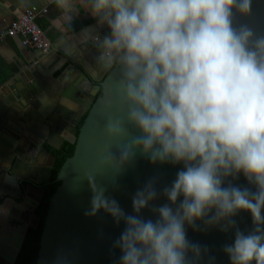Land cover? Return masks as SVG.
I'll list each match as a JSON object with an SVG mask.
<instances>
[{"label":"clouds","instance_id":"9594fccd","mask_svg":"<svg viewBox=\"0 0 264 264\" xmlns=\"http://www.w3.org/2000/svg\"><path fill=\"white\" fill-rule=\"evenodd\" d=\"M57 4L69 7L68 0ZM251 10L252 0H91L92 15L109 29L96 38L97 61L119 68L120 107L142 133L124 145L119 161L108 159L118 166L140 148L153 163L184 164L163 189L171 204L183 200L175 210L154 208L155 221L126 215L87 179L93 196L85 215L103 209L125 222L114 244L119 264H193L200 246L189 242L185 224L207 217L208 224L231 226L238 210L250 212L255 227L236 230L223 250L230 264H264V33L235 23L237 13ZM106 132L126 129L110 120ZM241 172L255 192L222 186ZM156 196L149 182L135 193L133 212Z\"/></svg>","mask_w":264,"mask_h":264},{"label":"water","instance_id":"95a60500","mask_svg":"<svg viewBox=\"0 0 264 264\" xmlns=\"http://www.w3.org/2000/svg\"><path fill=\"white\" fill-rule=\"evenodd\" d=\"M235 23L248 24L257 33H264V0H252L251 14L237 13ZM108 32L106 28L99 36L102 38ZM97 44L96 38H88L79 41L73 51L63 50L71 66L67 85L49 79L38 62L13 73L0 85L5 89L0 99V256L4 259L0 264H14L28 227H38L40 216L35 213V207L39 200L31 207L32 221L29 222L19 220L16 212L8 209L24 207V202H31L29 188L41 189L42 184L49 182L55 157L42 145L46 136H59L56 145L50 144L54 148L66 140L74 144V150L57 173L56 181L60 184L50 198L44 217L36 264H119L122 253L114 244L124 231L125 222L123 219L117 222L103 209L95 215H85L91 210L93 196L89 177L94 178L97 189H104V196L114 199L126 215H139L145 220L158 218L154 208L168 204L175 210L183 200L180 196L176 204H171L163 194L177 172L183 170V162L153 163L140 148L131 149L130 157L118 166L108 159L113 155L119 161L124 145L142 133L127 122L126 109L120 107L119 68L114 65L109 69L98 63ZM68 102H73L78 109H72ZM110 120L122 121L126 133L109 136L106 125ZM63 129L69 132V138L61 137ZM46 157L48 162L44 166L42 160ZM38 169L41 179L37 176ZM24 182L28 183L25 187ZM149 182L157 196L138 214L134 213L132 199ZM229 184L252 192L257 190L242 172L225 177L222 186ZM43 193L42 188L41 197ZM10 218L15 223L10 224ZM207 219L185 224L189 242L200 246V256L193 264H230L223 249L234 243L236 230L247 234L254 229L251 213L238 210L230 218L234 221L231 226L226 220L208 224ZM9 227L14 230L12 239ZM188 256L193 259L191 253Z\"/></svg>","mask_w":264,"mask_h":264},{"label":"crops","instance_id":"0c3cea01","mask_svg":"<svg viewBox=\"0 0 264 264\" xmlns=\"http://www.w3.org/2000/svg\"><path fill=\"white\" fill-rule=\"evenodd\" d=\"M68 5L69 7L62 8L58 6L57 0H0V30L7 28L26 9L47 7L48 13L37 19V24L51 43L49 52L43 54L22 47L17 38L6 39L0 44L2 75L4 73L9 78L13 73L29 69L38 62L49 79L57 84H68L71 66L64 58L63 50L73 51L79 41L88 38L95 40L107 28L106 25L98 24L92 15L91 0H68ZM4 93L5 89L0 87V99L4 97ZM68 105L74 110L78 109L73 102H68ZM29 204H26L28 210ZM0 260L4 259L0 256Z\"/></svg>","mask_w":264,"mask_h":264},{"label":"trees","instance_id":"16d2710c","mask_svg":"<svg viewBox=\"0 0 264 264\" xmlns=\"http://www.w3.org/2000/svg\"><path fill=\"white\" fill-rule=\"evenodd\" d=\"M0 75L1 84L8 79V76L4 73L2 75L1 71ZM48 150L54 155L55 162L51 170L50 182L45 186L43 196L39 198V203L35 208V213L40 216V221L37 228L28 227L22 245L16 254L14 264H36L44 217L49 206L50 198L60 184V182L56 181V176L66 158L72 155L74 144L63 141L59 148L56 149L48 146Z\"/></svg>","mask_w":264,"mask_h":264},{"label":"built area","instance_id":"2783aa9c","mask_svg":"<svg viewBox=\"0 0 264 264\" xmlns=\"http://www.w3.org/2000/svg\"><path fill=\"white\" fill-rule=\"evenodd\" d=\"M50 1L53 2L54 0ZM47 13V7L26 9L7 28L0 30V44L8 38H17L25 48L44 54L49 52L51 43L37 24V19Z\"/></svg>","mask_w":264,"mask_h":264},{"label":"flooded vegetation","instance_id":"af4514ba","mask_svg":"<svg viewBox=\"0 0 264 264\" xmlns=\"http://www.w3.org/2000/svg\"><path fill=\"white\" fill-rule=\"evenodd\" d=\"M67 128H68V126H67ZM69 128H71L70 126H69ZM63 132L64 133H62V135H61V137H64V136H67V138H69L70 137V134H69V132L68 131H65V129H63ZM59 140V136H57V135H53L52 137H47L46 136V138L43 140V147L47 150V151H49L48 150V146H50V147H52V148H54L53 146H51L50 144H54V145H56L57 144V141ZM63 141H66V140H63ZM63 141H62V143H63ZM61 143V144H62ZM57 149V148H56ZM50 152V151H49ZM51 153V152H50ZM52 154V153H51ZM48 162V158L46 157V158H44L43 160H42V164H44V166H45V163H47ZM55 162V161H54ZM39 171H40V169H38ZM51 170H52V168H51ZM38 171V174H37V176H38V178L39 179H41L43 176L41 175V171L39 172ZM51 175V174H50ZM49 182H50V180H49ZM48 182V183H49ZM48 183H44V184H42V188L45 190V186L48 184ZM28 185V183L27 182H24L23 183V186L25 187V186H27ZM41 188V189H42ZM41 189H34V188H29V190H28V193L30 194V197H29V199H30V204L29 203H27V202H24L25 203V206L24 207H21L20 209H17V208H15V207H13L12 206V208L11 209H8V211L10 210V211H15L16 212V217L19 219V220H21V221H23V222H29V221H32V209H31V207L34 205V201H37V200H39V198L41 197ZM25 190V189H24ZM26 204H29L30 205V207H29V210L27 209V207H26ZM36 208V207H35ZM7 217H9V216H7ZM9 221H10V224H12V221H13V223H15V221L14 220H12L11 218L9 219ZM14 225V224H13ZM16 225H18V223H16ZM30 227V226H29ZM8 231L9 232H11L10 233V237H11V239L14 237V230H13V228H11V227H9V229H8ZM5 252H8L7 250H4Z\"/></svg>","mask_w":264,"mask_h":264}]
</instances>
